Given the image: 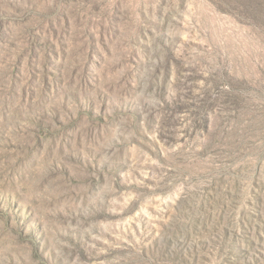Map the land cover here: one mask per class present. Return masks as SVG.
<instances>
[{"label": "rangeland", "instance_id": "374dc122", "mask_svg": "<svg viewBox=\"0 0 264 264\" xmlns=\"http://www.w3.org/2000/svg\"><path fill=\"white\" fill-rule=\"evenodd\" d=\"M0 264H264V0H0Z\"/></svg>", "mask_w": 264, "mask_h": 264}]
</instances>
